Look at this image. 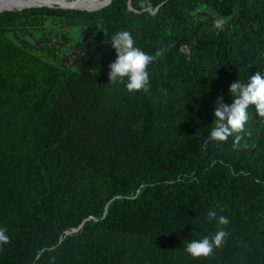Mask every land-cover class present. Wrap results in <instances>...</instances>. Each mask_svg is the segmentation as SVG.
<instances>
[{
  "label": "trees",
  "instance_id": "obj_1",
  "mask_svg": "<svg viewBox=\"0 0 264 264\" xmlns=\"http://www.w3.org/2000/svg\"><path fill=\"white\" fill-rule=\"evenodd\" d=\"M49 18L79 30L68 48L85 62L59 31L23 38ZM120 30L161 53L147 91L108 83ZM255 70L264 0L0 12V264H264V118L250 106L236 147L206 142L216 103ZM209 210L228 235L194 258L188 240L217 230Z\"/></svg>",
  "mask_w": 264,
  "mask_h": 264
},
{
  "label": "clouds",
  "instance_id": "obj_2",
  "mask_svg": "<svg viewBox=\"0 0 264 264\" xmlns=\"http://www.w3.org/2000/svg\"><path fill=\"white\" fill-rule=\"evenodd\" d=\"M109 42L115 50V59L108 65V83L113 86L123 85L128 93L147 91L150 83L148 66L161 53L153 55L137 47L132 32L128 30L116 31ZM228 91L232 102L225 103L221 98L214 106L213 123L208 130L206 142L226 141L234 137L233 147H236L241 139L238 134L249 120V107H254L256 114L264 118V70H255L246 79H235L229 84ZM204 219L214 223L217 230L211 236L188 240L184 251L194 258L211 255L214 249L223 245L228 235L222 227L229 223L227 217L218 216L215 210H209ZM9 241L8 229L0 227V246Z\"/></svg>",
  "mask_w": 264,
  "mask_h": 264
},
{
  "label": "bare ground",
  "instance_id": "obj_3",
  "mask_svg": "<svg viewBox=\"0 0 264 264\" xmlns=\"http://www.w3.org/2000/svg\"><path fill=\"white\" fill-rule=\"evenodd\" d=\"M101 3H102V0H0V11L17 10V9H21V8L28 7V6L30 7L31 6H36V7L37 6H48L49 7L55 4L59 7H62L63 9H66V8L81 9L82 8V9L89 10L90 8L95 9Z\"/></svg>",
  "mask_w": 264,
  "mask_h": 264
},
{
  "label": "rangeland",
  "instance_id": "obj_4",
  "mask_svg": "<svg viewBox=\"0 0 264 264\" xmlns=\"http://www.w3.org/2000/svg\"><path fill=\"white\" fill-rule=\"evenodd\" d=\"M107 1L108 0H106V1L102 0V3L99 6H101L103 3L107 2ZM99 6H97V7H99ZM42 7L50 8V9L58 8V6L56 4L52 5V6H49V7H47V6H42ZM33 8H36V7H33ZM58 9H63V8H58ZM90 9H93V8H90ZM64 10H66V9H64ZM72 10H78V9L75 8V9H72ZM216 23L219 24L220 21H217ZM44 31L48 32V33H51V34H52V31H59L58 34H64L69 39V41L67 43V46L66 47H62L61 50H63V51H66L68 46L72 45L75 42V40L78 37L81 36L80 32H79V30L77 28L65 27V26H63L61 24V20L57 19V18H49V19L45 20L43 30L30 29L28 31L21 32V34H22L23 38H25V40L31 42V44H32L37 39H39L41 37V34Z\"/></svg>",
  "mask_w": 264,
  "mask_h": 264
},
{
  "label": "built area",
  "instance_id": "obj_5",
  "mask_svg": "<svg viewBox=\"0 0 264 264\" xmlns=\"http://www.w3.org/2000/svg\"><path fill=\"white\" fill-rule=\"evenodd\" d=\"M65 54L68 58V62H72V59L74 58H79V59L82 58V61L85 62L90 56L89 54L85 55L80 48L78 49L74 47L68 48L65 51Z\"/></svg>",
  "mask_w": 264,
  "mask_h": 264
},
{
  "label": "water",
  "instance_id": "obj_6",
  "mask_svg": "<svg viewBox=\"0 0 264 264\" xmlns=\"http://www.w3.org/2000/svg\"><path fill=\"white\" fill-rule=\"evenodd\" d=\"M111 2V0H109L107 3H105V4H103L101 7H99V8H95V9H78V8H76V9H78V10H84V11H96V10H99V9H101V8H103V7H105V6H107L109 3ZM33 7H36V6H28V7H24V8H21V9H17V10H6V11H0V12H11V11H21V10H23V9H27V8H33ZM37 7H42V6H37ZM48 7V6H47ZM58 8H62V7H59L58 6ZM66 9H75V8H66Z\"/></svg>",
  "mask_w": 264,
  "mask_h": 264
}]
</instances>
